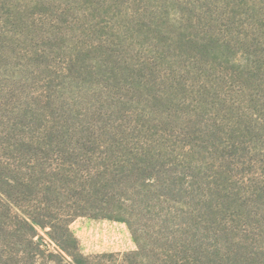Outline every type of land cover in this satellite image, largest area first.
Wrapping results in <instances>:
<instances>
[{"label": "rangeland", "instance_id": "obj_1", "mask_svg": "<svg viewBox=\"0 0 264 264\" xmlns=\"http://www.w3.org/2000/svg\"><path fill=\"white\" fill-rule=\"evenodd\" d=\"M260 24L264 0H0V151L45 128L163 156L153 189L164 202H129V224L88 216L70 223L89 264H123L122 254L136 251L138 241L149 256L128 260L160 264L163 248L153 236L165 214L189 252L190 165L208 161L205 172L213 171L201 143L209 103L233 70L226 52L238 58L240 38L264 35ZM144 83L147 89L137 87ZM60 149L49 150L45 163L60 164ZM261 205L243 213L262 220ZM38 232L35 258L25 243L0 237V264H63L55 243Z\"/></svg>", "mask_w": 264, "mask_h": 264}, {"label": "trees", "instance_id": "obj_2", "mask_svg": "<svg viewBox=\"0 0 264 264\" xmlns=\"http://www.w3.org/2000/svg\"><path fill=\"white\" fill-rule=\"evenodd\" d=\"M259 27L264 31L263 24ZM262 38V33L240 38L238 58H230L226 52L233 70L225 81L226 88L213 94L207 123L201 130L205 137L201 143L213 171L210 175L205 172L208 161L193 160L190 165L194 178L190 200L195 213L186 235L189 252L183 248V234L172 229L173 216H160V229L153 236L154 243L163 248L160 264H264V218L243 213L258 212L262 203L264 209ZM137 87L147 89L148 83ZM96 138L90 141L67 130L44 128L36 135L15 137L10 147L2 148L0 237L25 243L35 258L41 251V229L58 247L57 256L63 264H89L90 256L79 251L69 229L75 218L88 216L129 224V202L137 205L147 197L165 201L166 195L153 189V178L161 174L156 165L163 156L147 147L106 145ZM54 148H61L63 157L55 167L45 163L46 154ZM22 159L25 162H20ZM223 212L239 213L227 219ZM5 220H9L6 225ZM222 220L231 224L212 229L206 226L208 221L218 224ZM137 245L136 251L122 254L123 264H132L129 257L142 262L149 256L139 241Z\"/></svg>", "mask_w": 264, "mask_h": 264}]
</instances>
